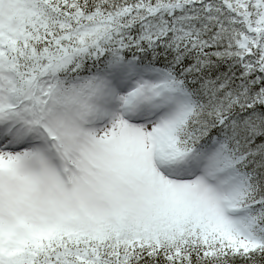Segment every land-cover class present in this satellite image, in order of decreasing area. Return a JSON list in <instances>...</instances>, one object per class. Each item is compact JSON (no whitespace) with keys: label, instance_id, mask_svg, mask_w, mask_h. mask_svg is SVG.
I'll use <instances>...</instances> for the list:
<instances>
[{"label":"snow or ice","instance_id":"6c2138e0","mask_svg":"<svg viewBox=\"0 0 264 264\" xmlns=\"http://www.w3.org/2000/svg\"><path fill=\"white\" fill-rule=\"evenodd\" d=\"M0 264H264V0H0Z\"/></svg>","mask_w":264,"mask_h":264}]
</instances>
